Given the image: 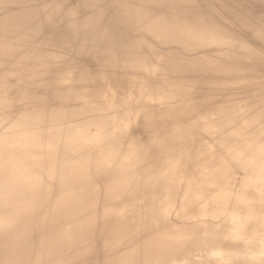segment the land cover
I'll return each mask as SVG.
<instances>
[{
  "label": "bare ground",
  "instance_id": "1",
  "mask_svg": "<svg viewBox=\"0 0 264 264\" xmlns=\"http://www.w3.org/2000/svg\"><path fill=\"white\" fill-rule=\"evenodd\" d=\"M0 264H264V0H0Z\"/></svg>",
  "mask_w": 264,
  "mask_h": 264
}]
</instances>
